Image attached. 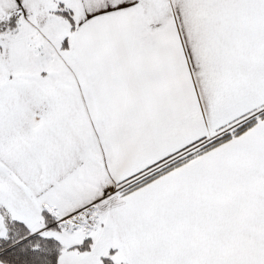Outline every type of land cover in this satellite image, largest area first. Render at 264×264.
<instances>
[{
	"label": "snow or ice",
	"instance_id": "obj_1",
	"mask_svg": "<svg viewBox=\"0 0 264 264\" xmlns=\"http://www.w3.org/2000/svg\"><path fill=\"white\" fill-rule=\"evenodd\" d=\"M0 264H264V0H0Z\"/></svg>",
	"mask_w": 264,
	"mask_h": 264
}]
</instances>
